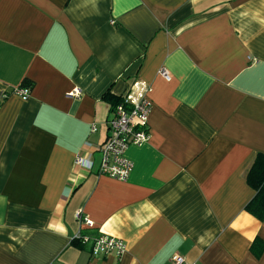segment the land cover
<instances>
[{"label":"crops","instance_id":"crops-1","mask_svg":"<svg viewBox=\"0 0 264 264\" xmlns=\"http://www.w3.org/2000/svg\"><path fill=\"white\" fill-rule=\"evenodd\" d=\"M137 79L150 139L129 148V180L99 176L104 96ZM259 154L264 0H0V264H264L245 210ZM100 234L120 259L78 240Z\"/></svg>","mask_w":264,"mask_h":264},{"label":"built area","instance_id":"built-area-1","mask_svg":"<svg viewBox=\"0 0 264 264\" xmlns=\"http://www.w3.org/2000/svg\"><path fill=\"white\" fill-rule=\"evenodd\" d=\"M161 74L166 80H170L167 69H161ZM30 87L24 86L15 89L14 92L26 100L30 96ZM152 85L135 80L128 91L120 97V102L112 106V117L108 121V136L104 143L98 147L100 153L97 175L125 182L130 179L134 170V163L128 157V150L133 146H141L150 139L149 119L153 109L150 99ZM82 92L74 88L69 97L79 98ZM94 130V128H93ZM75 164L93 169L94 163L89 159L78 155ZM87 227L93 223L78 214ZM78 240L83 244H91L93 256H114L120 259L126 252V244L116 237L100 234L95 237L79 235ZM172 264H196L190 263L181 255H175Z\"/></svg>","mask_w":264,"mask_h":264},{"label":"trees","instance_id":"trees-1","mask_svg":"<svg viewBox=\"0 0 264 264\" xmlns=\"http://www.w3.org/2000/svg\"><path fill=\"white\" fill-rule=\"evenodd\" d=\"M25 86H31L29 81L24 82ZM104 99L112 103V106H116L120 102V98H116L109 94L104 96ZM248 185L256 192L253 199L247 204L245 210L250 215L254 216L259 221H264V155L259 154L255 158L247 175ZM86 236V235H85ZM251 252L260 258L264 252V242L260 239H255L251 246Z\"/></svg>","mask_w":264,"mask_h":264},{"label":"rangeland","instance_id":"rangeland-1","mask_svg":"<svg viewBox=\"0 0 264 264\" xmlns=\"http://www.w3.org/2000/svg\"><path fill=\"white\" fill-rule=\"evenodd\" d=\"M134 171V170H133Z\"/></svg>","mask_w":264,"mask_h":264}]
</instances>
